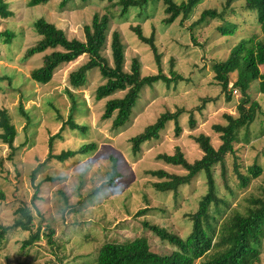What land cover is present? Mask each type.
<instances>
[{
    "label": "rangeland",
    "instance_id": "1",
    "mask_svg": "<svg viewBox=\"0 0 264 264\" xmlns=\"http://www.w3.org/2000/svg\"><path fill=\"white\" fill-rule=\"evenodd\" d=\"M6 1L13 15L0 17V30H11L15 36L10 43L0 38V76L4 77L0 81V107L9 112L17 135L14 151L0 140V225L12 224L15 210L27 205L33 214V230L40 226L44 233L49 226L53 227L55 246L59 247L48 246L42 236L33 246L22 250L21 243L30 232L10 230L0 242V263L90 264L103 242L140 235L147 238L151 250L158 253L171 251L172 245L161 241L142 222L167 226L186 237L191 229L186 215L196 209L201 195L206 192V181L201 172L190 185L180 187L176 195L156 191L152 183L160 178L154 171L184 172L165 164L158 155L174 153L175 147L179 146L189 161L199 158L201 151L192 139L198 133L210 135L212 145H219L218 135L211 125L224 123V113L237 114L236 105L241 93L233 89L232 99L225 101L214 78L212 63L225 59L240 39L264 37L256 23L255 12L244 7V0H235L225 9V16L237 25L236 32L221 35L216 30L221 20L209 19L194 27V42L189 30L192 22L206 8L221 11L225 0H200L186 19L179 16L168 25L163 23L166 14L162 1H149L141 8L130 7L123 16H120L119 0H114L113 4L100 0L86 3L72 0L63 8H59L60 0L35 6H29L28 0ZM94 13L113 15L103 50L110 64V34L118 30L126 46L124 69L128 70L131 59L137 57L142 64V75L157 72L151 49L130 29L141 24L144 35L149 36L152 30L155 33L163 72L168 75L172 68L181 75V79L169 84L159 80L144 87L130 120L117 129L112 125L115 114L108 119H102L101 115L106 101L124 92L96 100L95 89L104 82L97 69L88 73L83 87L73 89L69 85V73L84 63L87 55L60 65L45 84L29 77L31 69L41 64L43 54L27 61L22 59L26 48L39 37L32 27L36 18L43 17L54 23L68 38L84 39L83 26L90 23ZM261 71L264 73V67ZM234 79L235 74L231 73L229 88ZM67 88L73 90L78 105L73 119L86 129L78 131L65 125L53 141L52 153L77 150L90 142L96 143V148L87 154L58 161L47 157L48 138L68 117L71 100ZM248 92L258 101L261 110L250 124L239 129L234 151L226 154L225 174L222 175L219 164L213 168L218 192L229 199L231 207L239 210L246 204L245 197L259 194L264 188V94L258 91L257 80L251 83ZM210 97L217 99L202 100ZM201 105L204 107L198 112L196 108ZM178 108L186 109L180 120V135L175 137L173 123H169L160 139L144 144L139 153L133 154L129 139L154 122L162 112H173ZM190 114L196 118L193 130L188 124ZM113 161L119 173L114 175V183L109 186L107 181ZM255 163L262 171L258 177L251 178L248 168ZM238 172L250 177L247 186L240 185ZM142 208H147L146 212L137 215ZM256 264H264V248Z\"/></svg>",
    "mask_w": 264,
    "mask_h": 264
},
{
    "label": "trees",
    "instance_id": "2",
    "mask_svg": "<svg viewBox=\"0 0 264 264\" xmlns=\"http://www.w3.org/2000/svg\"><path fill=\"white\" fill-rule=\"evenodd\" d=\"M50 0H28L29 6L46 4ZM72 0H60L59 8L65 7ZM88 0H81L86 3ZM113 4L114 0H100ZM149 1H162L166 14L163 23L171 24L177 17L186 19L193 11L200 0H182L177 3L175 0H119L120 16L126 15L130 7H143ZM235 0H225L221 11L215 8H206L200 12L198 19L192 22L189 27L191 36L194 27L207 23L209 19L221 20L216 30L221 35H233L237 25L229 21L225 16V9ZM244 7L255 12L256 23L264 36V0H244ZM13 15L6 0H0V17L8 18ZM111 14L94 13L89 24L83 26L84 39L68 38L65 31L54 23L43 17L36 18L32 27L39 37L36 42L26 48L22 57L23 61L33 58L35 55L43 54L41 64L33 67L29 77L40 83L49 82L54 71L62 64L74 61L79 56L87 55V60L72 70L68 75L69 85L73 89L83 87L87 83V75L90 71L98 70L104 82L95 89V99L100 100L117 92H124L121 96L108 99L104 105L102 119L112 117L114 129L125 125L131 117L142 89L151 86L161 80L167 84L181 79V75L170 68L168 75L162 69V54L155 44V33L152 30L149 36L144 35L141 24L131 26V31L137 38L147 44L152 51L157 72L154 74L142 75V64L140 59L133 57L128 70L124 69L125 64V43L118 30L110 34L109 49L112 64L103 55L106 48L107 37L112 20ZM15 34L11 30H0V38L5 43H10ZM172 67V66H171ZM264 37L256 36L240 39L234 44L225 59L215 60L212 63L214 78L220 85L221 93L226 102L232 99V90L238 89L241 97L236 105L237 114L224 113V123L211 125L212 131L218 135L219 145L214 147L210 135L198 133L193 135V142L201 151L199 158L189 161L179 147H175L174 153H161L158 158L165 164L181 169L183 173H166L163 170H156L153 173L158 175L159 181L152 183V187L159 192L177 194L180 187L190 185L201 172H204L206 181V192L201 195L197 207L193 212L188 213L191 223L190 232L186 237H181L167 226L157 225L143 221L142 225L152 231L161 241L172 245L169 252L158 253L151 250L145 236H135L121 241L110 240L103 242L95 251L94 258L90 264H256L259 260L261 249L264 248V188L259 194H250L245 197L246 204L242 210L230 206L229 199L221 195L216 186L213 173L215 165L221 166L222 175L225 174L226 154L234 151L238 131L241 127L250 124L261 110L258 101L252 99L248 92L251 83L258 81V91L264 94ZM231 73L235 79L229 88ZM4 77L0 76V81ZM66 93L71 100L68 117L61 123L58 131L48 138V158L64 161L76 154H87L96 148V143H84L77 150H62L59 154L52 153V144L55 138L67 125L70 129L84 131L86 127L74 121L73 115L77 110V100L72 89L67 88ZM216 100L217 97L203 98L202 100ZM204 105L196 108L202 111ZM186 109L178 108L175 111L166 110L162 112L154 122L144 126L141 132L133 135L129 140L133 154L139 153L144 144L161 138L163 129L173 123L175 137L182 131L180 125L181 116ZM22 112V108H21ZM24 113V111H23ZM25 114V113H24ZM188 124L191 130L195 128L196 118L190 114ZM0 140L12 151L16 149L14 139L17 135L15 125L11 121L9 112L0 107ZM115 159V158H113ZM111 166V174L107 181L110 186L114 182L113 177L118 174L115 161ZM1 166V161H0ZM237 170V168H235ZM261 166L256 163L248 168L251 178H256L261 173ZM34 173V172H33ZM240 185H248L250 177L238 172ZM33 180V176H32ZM113 182V183H112ZM147 208L137 211L142 215ZM16 217L10 225H0V242L5 234L14 229L30 232L28 238L21 243L24 250L33 246L45 237L48 246H55L53 227L42 233L41 227L36 230L32 228L33 214L27 205L18 207L15 210ZM47 227H45L46 229ZM27 253V251H25ZM1 264V263H0Z\"/></svg>",
    "mask_w": 264,
    "mask_h": 264
}]
</instances>
